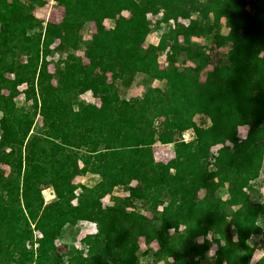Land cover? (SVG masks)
Instances as JSON below:
<instances>
[{
  "label": "trees",
  "instance_id": "obj_1",
  "mask_svg": "<svg viewBox=\"0 0 264 264\" xmlns=\"http://www.w3.org/2000/svg\"><path fill=\"white\" fill-rule=\"evenodd\" d=\"M56 2L64 17L45 24L42 0H0V264H251L254 241L264 264L255 187L264 169V0ZM87 21L98 42L83 38ZM154 32L159 43L146 45ZM55 54L65 59L52 72ZM136 81L143 100L124 97ZM23 86L29 107L17 101ZM189 129L196 138L187 143ZM159 143L174 145L172 159H156ZM89 174L95 185L76 183ZM115 190L128 196L107 204ZM81 221L97 231L60 254L58 240Z\"/></svg>",
  "mask_w": 264,
  "mask_h": 264
},
{
  "label": "rangeland",
  "instance_id": "obj_2",
  "mask_svg": "<svg viewBox=\"0 0 264 264\" xmlns=\"http://www.w3.org/2000/svg\"><path fill=\"white\" fill-rule=\"evenodd\" d=\"M44 2V4L42 6L37 7L36 10V17L40 20H42L45 24L47 23H61L63 17H64V9L59 7L57 5V0H42ZM164 14H161L160 18L163 17ZM196 15H194L195 17ZM182 22L186 23L187 21L185 20H181ZM112 21H105L104 24L106 26V28L110 29L113 26ZM225 23H223V27H224ZM221 32L223 34H226L227 31L225 29H222ZM81 34L83 36V38L85 39V41L87 42H98L99 38H100V34L97 33V29L96 26L94 24V22L92 21H87L84 25V28L81 31ZM159 35L160 32H154L151 33L146 41V45L148 44H153V45H157L159 43ZM193 41L195 43H202V44H212V39L208 38V39H198V38H193ZM209 47V45H208ZM231 45H229L227 48L222 49V50H217L214 51L213 53H211V56L213 55V57H215V54H220L223 53L226 49H230ZM211 51V50H210ZM76 56L81 58L82 61H84V64H89L90 63V59L88 58L86 52L84 49H80L79 51H77ZM65 59V55H59V54H55V57L53 58L54 63L50 66V70L52 72H56V62L58 60H64ZM11 59L9 58V61ZM166 57L165 55H161L160 57V63L161 66L164 67L166 64ZM187 65H185L184 67H186ZM209 70L211 69L210 67L208 68ZM10 77L13 78V75H9ZM201 79H205L204 75H202ZM155 86L162 88L163 90H167L166 84L164 82H156ZM26 87L23 86L22 88H20V95L17 98V101L19 102L20 105H27L28 107L31 105V103H27L25 101V92ZM4 93H8V90L5 89ZM124 97L130 100H143L147 94V90L146 87L141 85L139 81H136L129 89L124 91ZM85 102L87 103H92L95 105H99L100 101L98 99H96L95 97H93V95L91 93H86L85 95H83L81 97ZM41 122V118L39 117L37 119V124H40ZM38 127V125H37ZM248 131V127H243L240 130V134L239 137L240 139L244 138L247 134ZM172 145H166V144H157L155 146V154H156V159L158 161L161 162H167L170 159H172L174 157V151H173ZM217 148H214V151H216ZM264 168V167H263ZM5 167L0 165V172H4ZM6 172V171H5ZM99 180V177L93 175V174H89L83 177H78L75 181L76 183H83V184H87L89 186H93L97 183V181ZM134 185H136V181L133 182ZM255 187L256 189H258L260 191V194L258 196H256V200L258 201H263L264 200V169H263V173H262V177L257 180V182L255 183ZM47 193V194H46ZM43 195L45 197V200L47 203L53 201L55 199V193L52 187H47L44 191H43ZM200 195L203 196L204 195V191L202 190L200 192ZM125 196H128V194L124 193L121 190H115L112 196H109L105 199V202L107 204L110 205H114L115 204V200H113L114 198H124ZM143 211L146 215L148 216H152L151 213L149 211H147V208H143ZM263 227H264V218H263ZM96 230V225L93 223H89V222H79L76 226L74 227H70L66 230V232L63 234V236L58 240V250L60 254H67L70 250H72V248L74 247H84L81 244V239L87 235V234H92L95 233ZM207 240H210V237L207 238ZM253 246L256 249L255 255L253 256L252 260H251V264H257L258 261L260 260V258L263 255V250L262 247H260V244L258 241H254L253 242ZM141 253H144V251H146V245H145V240L141 239ZM152 247L155 249V251H157L159 249V245L155 242L153 243ZM216 251V247L212 248L211 251V255H213ZM143 261L146 262V258H143ZM160 264H165L164 262L160 263Z\"/></svg>",
  "mask_w": 264,
  "mask_h": 264
},
{
  "label": "built area",
  "instance_id": "obj_3",
  "mask_svg": "<svg viewBox=\"0 0 264 264\" xmlns=\"http://www.w3.org/2000/svg\"><path fill=\"white\" fill-rule=\"evenodd\" d=\"M195 138H196V135L193 129H189L182 134V141L187 142V143L194 141ZM172 147H174V145H172ZM173 151H174V148H173Z\"/></svg>",
  "mask_w": 264,
  "mask_h": 264
},
{
  "label": "bare ground",
  "instance_id": "obj_4",
  "mask_svg": "<svg viewBox=\"0 0 264 264\" xmlns=\"http://www.w3.org/2000/svg\"><path fill=\"white\" fill-rule=\"evenodd\" d=\"M47 194V193H46Z\"/></svg>",
  "mask_w": 264,
  "mask_h": 264
}]
</instances>
